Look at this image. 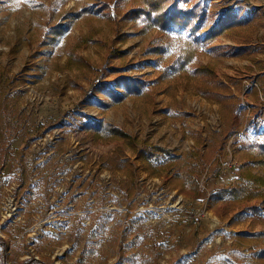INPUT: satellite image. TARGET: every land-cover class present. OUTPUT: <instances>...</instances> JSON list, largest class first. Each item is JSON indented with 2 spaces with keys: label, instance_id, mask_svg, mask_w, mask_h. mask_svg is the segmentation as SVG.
I'll return each mask as SVG.
<instances>
[{
  "label": "rangeland",
  "instance_id": "rangeland-1",
  "mask_svg": "<svg viewBox=\"0 0 264 264\" xmlns=\"http://www.w3.org/2000/svg\"><path fill=\"white\" fill-rule=\"evenodd\" d=\"M200 1L217 18L233 7L256 27L259 45L249 54L232 55L234 41L220 37L212 45L223 49L213 52L208 45L197 56V62L214 63L217 80L227 84L231 97L223 103L199 94L201 77L183 73L153 83L160 66L148 49L153 43L173 47L174 33L154 28L137 34L131 22L120 21L129 2L113 8L120 14L111 24L96 13L72 17L91 4L88 0L0 6V76L11 78L34 64L26 82L5 95L9 151L1 155L0 264H262L257 250L264 247V236L257 234L264 233V205L254 211L257 200L209 197L222 184L212 177L217 169L240 174L249 165L264 176V167L249 164L241 147L264 130V0ZM60 16H66L68 31L41 45L42 34ZM94 30V38L128 50L110 64L144 80L148 93L106 109L97 105L92 86L113 76L104 66V46L88 43L76 50L89 57L93 69L63 68L79 36ZM86 119H104L179 152L200 139L207 165L198 176L199 192H181L171 175L152 174L128 149L114 159L122 143L95 141L84 129ZM219 156L238 166L221 167ZM26 169L28 181L20 188ZM131 170L135 181L129 194ZM12 206L18 208L14 215L7 209ZM199 211L203 215L195 221Z\"/></svg>",
  "mask_w": 264,
  "mask_h": 264
},
{
  "label": "trees",
  "instance_id": "trees-1",
  "mask_svg": "<svg viewBox=\"0 0 264 264\" xmlns=\"http://www.w3.org/2000/svg\"><path fill=\"white\" fill-rule=\"evenodd\" d=\"M20 1L0 0V6L10 9ZM88 1L91 4L82 7L80 11L72 14V17H80L82 15L81 11L89 14L96 13L103 17L108 24H111L115 19V15L120 14L117 11L112 12L113 8L117 7L116 5L129 2L131 5L122 11L120 21L131 22L132 26L136 27L137 34H145L154 28L165 33L173 32V47L169 46L168 43H153L148 49L150 54L157 57L155 64L160 66V73L153 83L183 73L192 77H201L204 80L198 86L199 94L216 102L223 103L230 99L231 96L227 92L228 86L225 82L217 80L214 63L211 61H196L199 52L208 45H211L209 49L213 52L223 49L221 45H212L220 37L234 41L235 48H232V55L241 52L249 54L255 51L259 45L256 41V27L252 19L247 16H239L233 7L225 8L217 18L214 12L208 10L206 3L200 0ZM69 27L70 24L66 22V16H60L54 24L44 31L40 44L43 45L48 41L54 43L68 31ZM202 30L205 31L202 32ZM97 32L98 30L95 32L90 31L79 36L67 52L63 68L67 70L93 69L89 57L77 54L76 50L83 48L88 43L100 47L104 46L108 57L104 66L113 76L109 81L100 80L92 86L90 95H98L97 105L106 109L122 103L127 97L148 93L145 89L146 82L144 80L139 77L125 75L122 73V66L110 64V59L124 58L128 50H123L121 47H115L112 43L111 45L106 44L104 41L94 38ZM125 39L126 36L120 38L123 42ZM33 66L34 64L24 66L21 71L16 72L11 78L0 76V170L4 165V162H1V155H6L9 151L5 132L8 127L6 119L8 103L5 95L8 90L26 82L25 76ZM83 125L95 141L122 143L114 159L125 156L124 151L128 149L152 174L156 176L171 175L176 188L181 192L187 191L192 195L199 192L200 182L198 176L203 173L207 165V158L198 147L200 139L189 150L179 152L140 139L122 128L107 123L104 119H86ZM241 147L246 151L245 158L249 164L264 167V130L257 132L252 140H245L244 143H241ZM119 167L123 169L122 166ZM127 174L130 177V194L134 190L135 176L133 170ZM218 175L219 170L217 169L212 177H218ZM28 177V170H22L20 188L25 186ZM225 197L235 201L257 200V203L251 205V209L259 211V206L264 205V176L255 173L249 165H243L237 178L214 190L209 198L217 202ZM257 235L264 236V233L260 232ZM258 258L264 264V247L259 251Z\"/></svg>",
  "mask_w": 264,
  "mask_h": 264
},
{
  "label": "built area",
  "instance_id": "built-area-1",
  "mask_svg": "<svg viewBox=\"0 0 264 264\" xmlns=\"http://www.w3.org/2000/svg\"><path fill=\"white\" fill-rule=\"evenodd\" d=\"M255 85V84H254ZM260 95V94H259ZM260 97L262 98V95H260ZM250 105L249 104H244V107L248 109V111L250 110ZM218 162L220 163L221 167L222 166H233V167H236L238 166V162L237 161H234L233 159L230 160V162H225L223 161V159L221 158V156H219V159H218ZM9 213H11V215L13 214H16L17 213V209L15 206L13 207H10V208H7ZM15 211V212H14ZM14 212V213H13ZM203 215V211H199L197 213V215L195 216V221H197L199 219V217H201ZM261 248H259L257 251H259ZM2 259L4 260L5 259V256L3 255L2 256Z\"/></svg>",
  "mask_w": 264,
  "mask_h": 264
},
{
  "label": "crops",
  "instance_id": "crops-1",
  "mask_svg": "<svg viewBox=\"0 0 264 264\" xmlns=\"http://www.w3.org/2000/svg\"><path fill=\"white\" fill-rule=\"evenodd\" d=\"M238 175H239V170L238 169H237V171H236V169L222 170V171L219 172V175L216 178V180H218L220 183H222L219 186H223L227 182H229L231 180H234L236 177H238ZM198 195L200 196V193ZM232 213H233V211H232Z\"/></svg>",
  "mask_w": 264,
  "mask_h": 264
},
{
  "label": "bare ground",
  "instance_id": "bare-ground-1",
  "mask_svg": "<svg viewBox=\"0 0 264 264\" xmlns=\"http://www.w3.org/2000/svg\"><path fill=\"white\" fill-rule=\"evenodd\" d=\"M45 140V139H44Z\"/></svg>",
  "mask_w": 264,
  "mask_h": 264
}]
</instances>
